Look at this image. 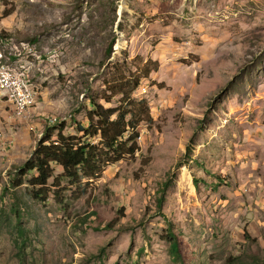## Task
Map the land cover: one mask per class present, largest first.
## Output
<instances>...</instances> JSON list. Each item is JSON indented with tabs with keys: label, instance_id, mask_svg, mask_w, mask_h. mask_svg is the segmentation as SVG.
I'll list each match as a JSON object with an SVG mask.
<instances>
[{
	"label": "rangeland",
	"instance_id": "374dc122",
	"mask_svg": "<svg viewBox=\"0 0 264 264\" xmlns=\"http://www.w3.org/2000/svg\"><path fill=\"white\" fill-rule=\"evenodd\" d=\"M12 3L3 17L0 0L1 60L38 101L19 115L0 99V264H264V0ZM147 61L158 68L132 94L149 113L135 155L78 183L54 184L55 167L38 200L35 172L18 174L38 142L62 122L82 136L90 96Z\"/></svg>",
	"mask_w": 264,
	"mask_h": 264
},
{
	"label": "trees",
	"instance_id": "16d2710c",
	"mask_svg": "<svg viewBox=\"0 0 264 264\" xmlns=\"http://www.w3.org/2000/svg\"><path fill=\"white\" fill-rule=\"evenodd\" d=\"M5 9L3 17L9 16L15 10L12 3L14 0H1ZM112 52V44L107 48L108 55ZM157 64L152 65L151 61H147L138 66L135 71L128 73L121 72L114 78L105 81V93L96 97L90 96L91 108L87 112L89 121L88 126H83L78 122V132L83 133L82 136L64 134L65 124L62 122L58 128L56 139H53V133L50 131L48 135L41 139L32 158L23 163L19 167L18 174L26 176L35 172L29 180V184L33 189V195L38 200H44V193L50 191L48 181L54 176L55 167H60L61 173L55 178L54 184L59 183L60 178H67L72 182H79L83 177L88 179L97 178L106 165L114 164L122 160L127 155H135L139 149L137 139L139 132L135 131L137 126L145 120L149 119V113L146 108L144 114L136 109V102L132 98V94L139 87L141 80L147 78L151 73L157 70ZM121 95L120 105L116 107H106L101 103V99L106 102ZM54 126V125H53ZM128 134V136H126ZM100 137L98 143H93L94 138ZM19 178L15 185L22 183L23 178ZM17 232L16 245L19 252L22 251V242L26 243L27 231L20 223L21 212L17 209ZM112 222L107 223L105 228H113L115 223L120 222L123 217V208H121ZM91 215H98L97 211H92L88 215L80 218L82 224L91 225ZM114 223V224H113ZM101 226L95 227L99 229ZM171 250L175 254H179V241L175 234L170 230L169 237ZM22 251V252H21ZM231 264H240V257L233 259Z\"/></svg>",
	"mask_w": 264,
	"mask_h": 264
},
{
	"label": "built area",
	"instance_id": "2783aa9c",
	"mask_svg": "<svg viewBox=\"0 0 264 264\" xmlns=\"http://www.w3.org/2000/svg\"><path fill=\"white\" fill-rule=\"evenodd\" d=\"M0 99H16L13 114L25 111L31 104L38 101V95L30 90L20 77H0Z\"/></svg>",
	"mask_w": 264,
	"mask_h": 264
},
{
	"label": "bare ground",
	"instance_id": "6f19581e",
	"mask_svg": "<svg viewBox=\"0 0 264 264\" xmlns=\"http://www.w3.org/2000/svg\"><path fill=\"white\" fill-rule=\"evenodd\" d=\"M1 59H2V56H0V77L14 76V75L16 77H20L24 81V84L27 85V87L34 92L32 86L29 84V81L22 74L14 70V68H11L10 66L6 64H3ZM8 101L16 105V99H9ZM32 105L33 104H31L30 107L26 108L25 111H17V113L19 115L27 114L31 110Z\"/></svg>",
	"mask_w": 264,
	"mask_h": 264
}]
</instances>
